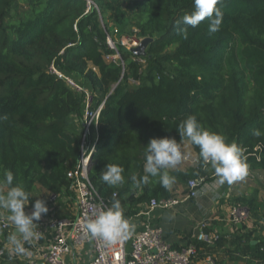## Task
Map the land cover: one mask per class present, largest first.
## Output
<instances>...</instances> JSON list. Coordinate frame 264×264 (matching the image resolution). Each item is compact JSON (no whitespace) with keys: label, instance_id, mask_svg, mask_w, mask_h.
<instances>
[{"label":"trees","instance_id":"obj_1","mask_svg":"<svg viewBox=\"0 0 264 264\" xmlns=\"http://www.w3.org/2000/svg\"><path fill=\"white\" fill-rule=\"evenodd\" d=\"M120 1L0 0V182L10 170L29 202L37 186L54 193L71 185L66 175L79 161L85 96L48 74L52 64L83 79L91 111L102 104L88 180L110 207L120 202L126 220L151 199L170 198L160 176L145 171V147L153 138L187 141L177 130L189 115L247 149L248 172H264V0H220L224 15L215 33L207 19L196 28L182 23L194 11L193 0H126L132 5L126 18ZM121 23L126 36L137 29L139 38L152 39L144 57L115 43L120 60H107L115 54L106 43L111 26ZM94 132L91 126V143ZM190 145L199 156V147ZM107 164L123 169L122 182L100 179ZM209 165L199 156L196 168H166L161 175L205 178ZM145 176L137 186L133 177ZM256 193L234 204L264 222ZM196 246L199 258L206 244ZM254 248L264 260V236ZM0 264L25 263L5 257Z\"/></svg>","mask_w":264,"mask_h":264},{"label":"crops","instance_id":"obj_2","mask_svg":"<svg viewBox=\"0 0 264 264\" xmlns=\"http://www.w3.org/2000/svg\"><path fill=\"white\" fill-rule=\"evenodd\" d=\"M74 79L82 84L83 79L77 75ZM98 135L94 132V141ZM182 158L174 167L169 170L178 169L186 171L196 168L199 156L193 151L189 142L181 144ZM264 172H253L258 174ZM188 181L174 179V182L167 187L168 194L172 199H179L180 203L172 208L154 210L148 216L138 215L145 209L147 204L139 206L138 213L131 217L128 222L130 230L125 235V247L127 251L131 249V242L145 224L157 225L162 228L163 239L174 248H181L190 244H196V237L200 232L210 236L212 243L201 248V256L195 259L193 264H207L204 260L206 255L212 257L214 264H264V260L255 256V248L264 236V222L257 221L253 214L239 224L229 221V210L234 205V200L238 197L249 195L245 176L234 181L232 184L218 183V177L214 173L211 165L208 166L206 177L200 185L198 195L195 198H186L188 193ZM7 188L0 186V193H6ZM52 195L56 198L50 201ZM29 202L25 207L26 214L33 210V204L37 199L46 201L49 211L42 214L40 220L34 221L37 225L34 231L39 235L29 241H24L19 234L16 239L25 248V253H17L15 245L11 243L9 237L15 232V226L7 219L10 213L7 209L0 207V220H5L9 224V231H3L0 226V245L3 248L7 259H15L25 264H40L42 255L55 236V229L50 226L52 220H62L66 223L64 232L69 234L72 230V223L76 217V194L72 185L63 186L57 192H49L37 186L31 192ZM250 232V236H244ZM223 237L224 241L220 245H213L217 238ZM92 258V249L89 245H79L73 247L67 256V261L71 264H88Z\"/></svg>","mask_w":264,"mask_h":264},{"label":"built area","instance_id":"obj_3","mask_svg":"<svg viewBox=\"0 0 264 264\" xmlns=\"http://www.w3.org/2000/svg\"><path fill=\"white\" fill-rule=\"evenodd\" d=\"M132 1V0H128ZM137 29H133L130 36L114 42L112 38L107 37V45L115 51L114 55L107 56L110 61L120 60L115 43L126 47L128 50L137 47L142 40L137 36ZM48 74L62 80L74 92L84 94V127L81 137V149L79 161L75 170L67 173V179L71 182L72 188L76 194V217L72 223V230L69 234L64 232L66 223L62 220H52L50 226L55 229V236L50 245L42 255V261L45 264H71L67 261V256L75 246L89 245L92 249V258L88 264H193L199 252L196 244H190L181 248H174L170 243L163 239V231L160 226L145 224L143 228L134 235L131 242V249L127 251L125 247V236L114 242H107L100 237H93L87 232L84 225L89 220L95 219L96 215L103 210L110 208L108 202L100 198L97 191L88 180V169L90 157L93 152V146L88 137L91 126L97 131V119L102 108L99 105L94 111L90 110L91 94L88 88L78 83L73 75L67 74L55 67L53 64L49 67ZM204 167L209 163L203 161ZM204 178L188 180V193L186 198H195L198 195L201 183ZM55 195H52L50 201H54ZM179 199H151L145 209L138 215L148 216L154 210L169 209L177 206ZM249 210L241 205L234 204L229 210V221L239 224L249 216ZM0 226L3 231H9V224L5 220H0ZM196 242L209 245L212 240L209 235L200 232L196 237ZM6 254L0 245V258H5ZM204 260L207 264H214L211 256L206 255Z\"/></svg>","mask_w":264,"mask_h":264},{"label":"clouds","instance_id":"obj_4","mask_svg":"<svg viewBox=\"0 0 264 264\" xmlns=\"http://www.w3.org/2000/svg\"><path fill=\"white\" fill-rule=\"evenodd\" d=\"M194 11L186 13L182 17V23L196 28L205 19L208 20L210 33L219 31L223 21V11L217 5L220 0H193ZM181 34L187 37V28L180 30ZM178 133L181 140L187 141L199 147V156L203 161L209 163L218 177V183L232 184L234 181L243 178L248 174L249 165L245 152L247 149L238 146L236 143H228L224 136L204 129L193 115L187 116L178 126ZM254 136H260L259 130L253 131ZM182 158L181 145L174 138H153L145 147V171L151 176H160L163 187H169L174 178L167 173L161 175V170L174 167ZM123 169L116 164H107L100 174V179L108 185H117L122 182ZM147 176L137 181V186L145 182ZM14 182V174L9 170L2 183L7 187L6 193H0V207L7 209L10 215L7 219L15 226V232L9 237L15 245L17 253H25V248L16 239L17 234L24 241H29L39 234L34 231V221L40 220L42 214H47L49 209L46 201L37 199L33 204V210L26 214L25 207L29 203V193L24 187ZM118 200L114 201L107 210L100 211L95 219L89 220L84 227L93 237H100L111 243L128 234L130 224L123 217Z\"/></svg>","mask_w":264,"mask_h":264},{"label":"rangeland","instance_id":"obj_5","mask_svg":"<svg viewBox=\"0 0 264 264\" xmlns=\"http://www.w3.org/2000/svg\"><path fill=\"white\" fill-rule=\"evenodd\" d=\"M121 4V10L122 12L125 14V18L128 17L131 13V9H132V5L129 4L126 0H121L120 1ZM122 26L123 24H114L111 26V30H112V37H113V41L116 42L120 39H122L123 37H125L126 35L123 33L122 31ZM108 61H110L109 59H107ZM246 178V185H247V191L249 193L248 196H253V194H255V191H257L256 193V197L257 200L259 201H264V174L263 173H258V174H250V172H248V174L245 176ZM44 264V263H43Z\"/></svg>","mask_w":264,"mask_h":264},{"label":"water","instance_id":"obj_6","mask_svg":"<svg viewBox=\"0 0 264 264\" xmlns=\"http://www.w3.org/2000/svg\"><path fill=\"white\" fill-rule=\"evenodd\" d=\"M152 43L149 37L143 38L137 47L131 48L130 52L136 57H144L146 55L147 47Z\"/></svg>","mask_w":264,"mask_h":264}]
</instances>
